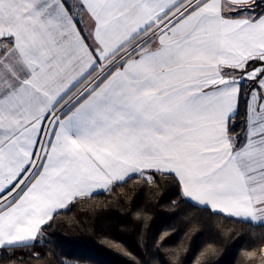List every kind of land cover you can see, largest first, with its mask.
I'll use <instances>...</instances> for the list:
<instances>
[{"label":"snow or ice","instance_id":"6c2138e0","mask_svg":"<svg viewBox=\"0 0 264 264\" xmlns=\"http://www.w3.org/2000/svg\"><path fill=\"white\" fill-rule=\"evenodd\" d=\"M161 183L186 236L204 214L264 226V0H0V264Z\"/></svg>","mask_w":264,"mask_h":264},{"label":"trees","instance_id":"16d2710c","mask_svg":"<svg viewBox=\"0 0 264 264\" xmlns=\"http://www.w3.org/2000/svg\"><path fill=\"white\" fill-rule=\"evenodd\" d=\"M175 198L163 183L152 190H128L121 198L95 196L57 218L36 241V251L45 259L30 264H55L52 252L69 264H161L160 256L171 264L168 253L177 250L178 264H197L209 244L216 249L209 264H261L264 226L209 220L204 214L201 230L186 236L183 217L171 207ZM165 233L167 242L160 239ZM253 250L255 257L244 255Z\"/></svg>","mask_w":264,"mask_h":264},{"label":"rangeland","instance_id":"374dc122","mask_svg":"<svg viewBox=\"0 0 264 264\" xmlns=\"http://www.w3.org/2000/svg\"><path fill=\"white\" fill-rule=\"evenodd\" d=\"M260 255H261V264H264V254L260 253ZM74 264H89V263H84V262H80V261L76 260L74 262Z\"/></svg>","mask_w":264,"mask_h":264}]
</instances>
